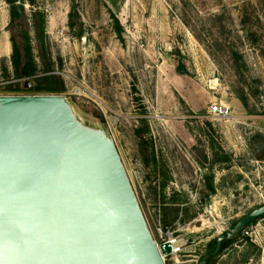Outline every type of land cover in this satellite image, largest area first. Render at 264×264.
I'll use <instances>...</instances> for the list:
<instances>
[{
	"label": "rangeland",
	"instance_id": "rangeland-1",
	"mask_svg": "<svg viewBox=\"0 0 264 264\" xmlns=\"http://www.w3.org/2000/svg\"><path fill=\"white\" fill-rule=\"evenodd\" d=\"M17 1L14 23L0 0V94L15 88L12 39L29 33L38 77L52 64L62 96L114 139L154 239L184 243L166 264L200 263L217 236L193 235L264 206V0ZM213 264H264V219Z\"/></svg>",
	"mask_w": 264,
	"mask_h": 264
},
{
	"label": "water",
	"instance_id": "water-1",
	"mask_svg": "<svg viewBox=\"0 0 264 264\" xmlns=\"http://www.w3.org/2000/svg\"><path fill=\"white\" fill-rule=\"evenodd\" d=\"M262 217L193 235L217 236L198 264ZM176 251L154 239L104 128L62 95H0V264H166Z\"/></svg>",
	"mask_w": 264,
	"mask_h": 264
},
{
	"label": "trees",
	"instance_id": "trees-1",
	"mask_svg": "<svg viewBox=\"0 0 264 264\" xmlns=\"http://www.w3.org/2000/svg\"><path fill=\"white\" fill-rule=\"evenodd\" d=\"M6 2L11 6L10 16L12 22L15 23L17 21H20L24 17V13L20 12L21 8L19 9V7L16 5L18 1L6 0ZM39 16L41 18V28L36 30V32L43 49L46 39L45 18L42 15ZM12 43L13 53L11 62L14 70V79L19 80L30 78L32 79V81H30L31 86L28 89H26V84L23 86L17 85L15 86V88L11 87L9 89V94H23L27 92L31 93L32 95H62L66 91L64 81L52 74V64H47V68L44 70V74L41 77H38L39 66L33 53V47L29 33L25 34L22 44H18L14 38L12 39ZM178 70L182 74L183 67L180 66ZM179 214L180 209L175 203L166 205L163 215V223L165 227L174 225L179 220ZM261 219H264V217L252 222L250 225L257 223ZM241 236L242 234L238 237L231 238L225 241L223 243L221 253L225 251L229 246L238 242ZM215 246L216 240L210 243L209 248H214ZM213 260L214 258L209 259L207 261V264H213Z\"/></svg>",
	"mask_w": 264,
	"mask_h": 264
},
{
	"label": "built area",
	"instance_id": "built-area-1",
	"mask_svg": "<svg viewBox=\"0 0 264 264\" xmlns=\"http://www.w3.org/2000/svg\"><path fill=\"white\" fill-rule=\"evenodd\" d=\"M30 81H32V79H30V78H24V79H19V80H13V81H11L10 83H9V85H12V86H17V85H21V86H23V85H25L26 84V86L30 83ZM0 95H6V94H0ZM8 95H20V94H8ZM228 111H229V109L226 107V106H222V105H214L213 107H211L210 108V114L211 115H213L214 117H225V116H227L228 115ZM168 236L169 237H167V238H161V240L159 241V240H156V242L158 243V244H163V243H169V242H171V243H176V241L177 240H180V239H175V238H173V236L170 234V233H168ZM184 246V245H183ZM183 246H181V247H179V248H176L177 249V251H176V254L174 255V256H176V255H178L180 252H181V250H182V247ZM172 257V256H171ZM170 257H168V258H166L165 259V262L167 261V259H169ZM177 262H179V260H177ZM198 262L197 261H191V262H189V263H185V264H197Z\"/></svg>",
	"mask_w": 264,
	"mask_h": 264
},
{
	"label": "bare ground",
	"instance_id": "bare-ground-1",
	"mask_svg": "<svg viewBox=\"0 0 264 264\" xmlns=\"http://www.w3.org/2000/svg\"><path fill=\"white\" fill-rule=\"evenodd\" d=\"M218 230L222 231L220 228H218ZM183 245H184V243L182 241H179V240H177L176 243H175L176 248H179V247H181Z\"/></svg>",
	"mask_w": 264,
	"mask_h": 264
},
{
	"label": "crops",
	"instance_id": "crops-1",
	"mask_svg": "<svg viewBox=\"0 0 264 264\" xmlns=\"http://www.w3.org/2000/svg\"><path fill=\"white\" fill-rule=\"evenodd\" d=\"M194 244H197V242H196V243H194ZM191 245H193V244H191Z\"/></svg>",
	"mask_w": 264,
	"mask_h": 264
}]
</instances>
